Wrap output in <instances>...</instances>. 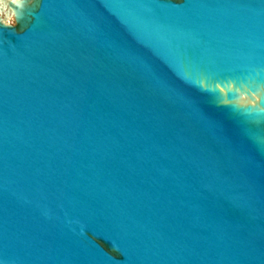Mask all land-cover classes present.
<instances>
[{"label":"water","instance_id":"95a60500","mask_svg":"<svg viewBox=\"0 0 264 264\" xmlns=\"http://www.w3.org/2000/svg\"><path fill=\"white\" fill-rule=\"evenodd\" d=\"M0 264H264V0H0Z\"/></svg>","mask_w":264,"mask_h":264}]
</instances>
